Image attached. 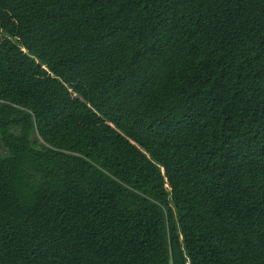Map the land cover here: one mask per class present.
Listing matches in <instances>:
<instances>
[{"label":"trees","instance_id":"obj_1","mask_svg":"<svg viewBox=\"0 0 264 264\" xmlns=\"http://www.w3.org/2000/svg\"><path fill=\"white\" fill-rule=\"evenodd\" d=\"M0 264H264V0H0Z\"/></svg>","mask_w":264,"mask_h":264}]
</instances>
